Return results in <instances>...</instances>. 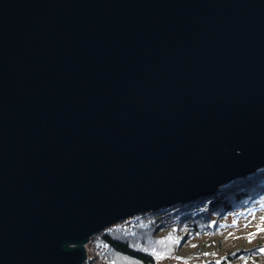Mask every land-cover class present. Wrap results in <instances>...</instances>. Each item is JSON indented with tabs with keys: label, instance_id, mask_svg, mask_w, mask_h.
Wrapping results in <instances>:
<instances>
[{
	"label": "water",
	"instance_id": "obj_1",
	"mask_svg": "<svg viewBox=\"0 0 264 264\" xmlns=\"http://www.w3.org/2000/svg\"><path fill=\"white\" fill-rule=\"evenodd\" d=\"M264 168V0H0V264Z\"/></svg>",
	"mask_w": 264,
	"mask_h": 264
},
{
	"label": "trees",
	"instance_id": "obj_2",
	"mask_svg": "<svg viewBox=\"0 0 264 264\" xmlns=\"http://www.w3.org/2000/svg\"><path fill=\"white\" fill-rule=\"evenodd\" d=\"M262 209L264 168L192 202L132 215L93 242L108 243L113 264H264V227L231 229L236 218ZM228 215L236 221L227 224ZM89 252L83 264H96L95 251Z\"/></svg>",
	"mask_w": 264,
	"mask_h": 264
},
{
	"label": "rangeland",
	"instance_id": "obj_3",
	"mask_svg": "<svg viewBox=\"0 0 264 264\" xmlns=\"http://www.w3.org/2000/svg\"><path fill=\"white\" fill-rule=\"evenodd\" d=\"M259 169H261V168H259ZM238 218H240V217H238ZM238 218H236L238 220V222H236V225H235L236 227L231 228L233 231H236V232L237 231H244L245 232L247 229L248 230H250V229L255 230V229L264 227V209L258 210L257 212H255V214L248 216L246 219H238ZM236 219H235V217L228 215L225 222L227 224H230V223L236 221ZM100 234H101V232H100ZM100 234H97V235H100ZM93 238H94V236L91 237V239H90L91 242L89 241L88 245H87V249L94 250V251H96V254H97L96 257L92 258V261H96L97 263H100V264H113V260L110 257H111V255L113 256L114 253H111V247L108 245V243H105L104 245L100 242L96 243V242H93ZM98 248L99 249L104 248L106 250H102L101 253H99ZM97 249H98V251H97Z\"/></svg>",
	"mask_w": 264,
	"mask_h": 264
},
{
	"label": "built area",
	"instance_id": "obj_4",
	"mask_svg": "<svg viewBox=\"0 0 264 264\" xmlns=\"http://www.w3.org/2000/svg\"><path fill=\"white\" fill-rule=\"evenodd\" d=\"M98 250V249H97ZM102 250H106V249H104V248H102V249H99V251L101 252ZM102 260V259H101Z\"/></svg>",
	"mask_w": 264,
	"mask_h": 264
},
{
	"label": "bare ground",
	"instance_id": "obj_5",
	"mask_svg": "<svg viewBox=\"0 0 264 264\" xmlns=\"http://www.w3.org/2000/svg\"><path fill=\"white\" fill-rule=\"evenodd\" d=\"M98 251V250H97ZM99 253H101L100 251H99Z\"/></svg>",
	"mask_w": 264,
	"mask_h": 264
}]
</instances>
